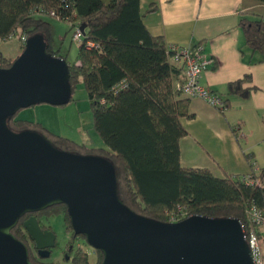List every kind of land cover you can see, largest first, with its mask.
<instances>
[{"label":"trees","instance_id":"16d2710c","mask_svg":"<svg viewBox=\"0 0 264 264\" xmlns=\"http://www.w3.org/2000/svg\"><path fill=\"white\" fill-rule=\"evenodd\" d=\"M152 11L155 7L148 10ZM48 17L67 22L68 32L87 26L77 58L69 62L72 100L77 87L83 84L103 145L91 147L17 115L9 120L10 127L15 131H38L62 150L109 158L117 170L120 198L138 214L164 222H170L175 213L185 215L183 219L194 214L235 217L247 228L249 206L255 203L264 210V188L244 179L248 174L225 171L216 176L209 168L182 164L180 143L188 135L182 119L194 117L190 99L175 84L183 68L172 61L176 52L165 38L151 34L146 27L141 0H0V40L19 31L21 38L39 32L49 43L48 51L68 61L53 49ZM240 25L247 44L253 50L264 51V18L243 17ZM17 58L3 55L0 49V67H10ZM251 81L250 76H245L230 82L228 97L249 99L255 87L247 88L245 84ZM224 100L228 105L230 100ZM253 178L264 182V168ZM31 216L38 218L43 229L50 230L52 226L45 220L64 217L70 239L62 249V260L53 261L38 254L24 226ZM12 232L28 245L34 264L90 263L85 251L86 237L74 233L65 204L27 213ZM93 251L96 264H102L103 253Z\"/></svg>","mask_w":264,"mask_h":264},{"label":"water","instance_id":"95a60500","mask_svg":"<svg viewBox=\"0 0 264 264\" xmlns=\"http://www.w3.org/2000/svg\"><path fill=\"white\" fill-rule=\"evenodd\" d=\"M48 48L35 33L10 67H0V264H34L12 229L27 213L59 204L74 233L103 253L102 264H255L241 220L194 214L164 222L138 214L120 198L109 158L62 150L38 131L10 127L21 109L72 100L70 64ZM24 226L49 258L56 234L36 216Z\"/></svg>","mask_w":264,"mask_h":264},{"label":"crops","instance_id":"0c3cea01","mask_svg":"<svg viewBox=\"0 0 264 264\" xmlns=\"http://www.w3.org/2000/svg\"><path fill=\"white\" fill-rule=\"evenodd\" d=\"M155 11L148 12L150 8ZM144 23L151 34L163 36L168 46L203 45L213 59L201 84L229 99L223 111L201 98H190L193 118L182 119L188 135L181 140L182 164L209 168L216 176L226 171L246 175L264 168V51L246 41L240 20L264 18L257 0H141ZM252 78L249 99L227 95L230 82ZM185 80L184 70L175 84ZM241 131L236 132L235 126ZM255 172V171H254Z\"/></svg>","mask_w":264,"mask_h":264},{"label":"rangeland","instance_id":"374dc122","mask_svg":"<svg viewBox=\"0 0 264 264\" xmlns=\"http://www.w3.org/2000/svg\"><path fill=\"white\" fill-rule=\"evenodd\" d=\"M47 19L52 23L53 49L59 50L62 55H65L68 62L75 61L78 55V43L73 40V32H68L69 24L55 17H48ZM20 38L21 31L7 40H0L2 54L12 58L19 56L24 50V43ZM16 115L17 118L40 122L55 133L69 137L80 143H86L91 147L103 145L94 127L93 110L83 84L77 87L73 100L66 105L38 104L21 109ZM44 223L51 225L52 231L56 234L57 246H55L50 259L53 261L62 260V249H65L70 239L64 217L57 216L52 218L51 221L45 220ZM79 242L81 244L82 241L80 240ZM87 245L84 246L89 256V264H96L97 257L93 251L94 248L89 244Z\"/></svg>","mask_w":264,"mask_h":264},{"label":"built area","instance_id":"2783aa9c","mask_svg":"<svg viewBox=\"0 0 264 264\" xmlns=\"http://www.w3.org/2000/svg\"><path fill=\"white\" fill-rule=\"evenodd\" d=\"M83 35L84 32L81 27H75L73 40L78 45L82 43ZM27 39V35H23L21 38L23 43H26ZM171 48L176 52L172 61L182 67L185 72V80L178 84V89L183 96L189 99L201 98L209 105L224 111L227 108L224 97L201 84L202 73L213 64V59L206 55L204 46L200 44L195 47L172 46ZM234 130L240 133L241 126H235ZM254 171L246 175L244 179L250 184H256L264 188V182L260 178H253V175L257 174L256 170ZM247 212L249 224L247 228L243 224L245 237L249 243L254 263L264 264V210L252 203ZM184 217L186 216L175 213L170 218V222L180 221Z\"/></svg>","mask_w":264,"mask_h":264},{"label":"flooded vegetation","instance_id":"af4514ba","mask_svg":"<svg viewBox=\"0 0 264 264\" xmlns=\"http://www.w3.org/2000/svg\"><path fill=\"white\" fill-rule=\"evenodd\" d=\"M44 229H45V228H44ZM49 230H50V229H49ZM53 249H54V248H53ZM53 249H51V251H52ZM50 257H51V256H50ZM50 257H49V258H50Z\"/></svg>","mask_w":264,"mask_h":264}]
</instances>
